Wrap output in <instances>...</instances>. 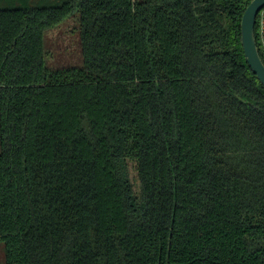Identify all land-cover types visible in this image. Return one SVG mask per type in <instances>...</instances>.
Segmentation results:
<instances>
[{"label": "trees", "instance_id": "1", "mask_svg": "<svg viewBox=\"0 0 264 264\" xmlns=\"http://www.w3.org/2000/svg\"><path fill=\"white\" fill-rule=\"evenodd\" d=\"M250 1L0 0L4 264H264ZM76 10L83 65L51 70Z\"/></svg>", "mask_w": 264, "mask_h": 264}, {"label": "rangeland", "instance_id": "2", "mask_svg": "<svg viewBox=\"0 0 264 264\" xmlns=\"http://www.w3.org/2000/svg\"><path fill=\"white\" fill-rule=\"evenodd\" d=\"M44 50L46 66L51 70L83 65L78 10L45 32ZM4 257V243L0 242V264H4Z\"/></svg>", "mask_w": 264, "mask_h": 264}, {"label": "water", "instance_id": "3", "mask_svg": "<svg viewBox=\"0 0 264 264\" xmlns=\"http://www.w3.org/2000/svg\"><path fill=\"white\" fill-rule=\"evenodd\" d=\"M263 8L264 0H251L240 21L241 45L246 61L262 85H264V63L257 46L255 25L258 14Z\"/></svg>", "mask_w": 264, "mask_h": 264}, {"label": "built area", "instance_id": "4", "mask_svg": "<svg viewBox=\"0 0 264 264\" xmlns=\"http://www.w3.org/2000/svg\"><path fill=\"white\" fill-rule=\"evenodd\" d=\"M259 19V35L262 48L264 50V8L258 14Z\"/></svg>", "mask_w": 264, "mask_h": 264}]
</instances>
